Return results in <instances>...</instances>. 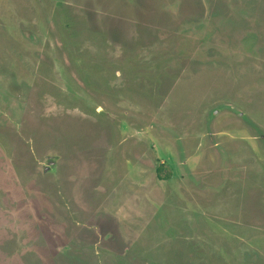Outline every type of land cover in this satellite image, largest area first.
Instances as JSON below:
<instances>
[{"label":"rangeland","instance_id":"rangeland-1","mask_svg":"<svg viewBox=\"0 0 264 264\" xmlns=\"http://www.w3.org/2000/svg\"><path fill=\"white\" fill-rule=\"evenodd\" d=\"M0 264H264V0H0Z\"/></svg>","mask_w":264,"mask_h":264}]
</instances>
